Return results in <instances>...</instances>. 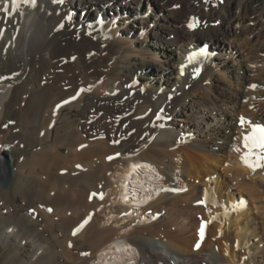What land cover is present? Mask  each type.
<instances>
[{"label": "bare ground", "instance_id": "bare-ground-1", "mask_svg": "<svg viewBox=\"0 0 264 264\" xmlns=\"http://www.w3.org/2000/svg\"><path fill=\"white\" fill-rule=\"evenodd\" d=\"M263 31L264 0H0V132L19 121L45 145L14 165L12 190L0 192L27 196L38 177L36 204L17 199L0 214L7 239L26 245L24 262L264 264V167L245 163L264 149L249 156L244 141L264 127V54L247 60L240 49L249 36L264 52ZM202 45L215 54L183 66ZM74 108L79 123L61 118ZM16 147L0 139V154ZM136 160L166 181L138 172ZM176 168L186 189L170 183ZM148 214L162 224L147 225ZM79 243L94 251L78 259Z\"/></svg>", "mask_w": 264, "mask_h": 264}, {"label": "rangeland", "instance_id": "rangeland-1", "mask_svg": "<svg viewBox=\"0 0 264 264\" xmlns=\"http://www.w3.org/2000/svg\"><path fill=\"white\" fill-rule=\"evenodd\" d=\"M144 2V1H143ZM79 14H81L80 12H78ZM264 32V31H263ZM167 37H169V39H170V37H171V34L169 35V36H167ZM250 37L249 36H247V37H245V40L243 41V45H242V47L243 48H240V49H242L241 51H243L244 52V50H245V47H246V51L244 52V54H245V57H246V59L247 60H259V59H262V55L264 54V52H260V51H258V50H255L254 48L252 49V48H250V47H252L251 45H253V42H252V40L250 39ZM262 39V41L263 42H261L260 40ZM251 43H250V42ZM247 44H246V43ZM258 43H260V44H263L264 45V33L263 34H261L260 36H259V40L257 41ZM256 42V43H257ZM237 47H239V46H237ZM236 47V48H237ZM249 49H248V48ZM223 52H228V51H231V49H229L228 48V45L227 44H225V46H223ZM240 49L239 48H237V50H239L240 51ZM252 50H254V51H252ZM249 52H250V54H249ZM257 52V53H256ZM256 53V54H255ZM214 54H215V51H214ZM256 56V57H255ZM258 56V57H257ZM250 58V59H248V58ZM254 57V58H253ZM156 63H157V61H156V59H153V61H152V67H155L156 66ZM89 72H91V69H90V71ZM73 73V75L75 74V76H77V74L75 73V71H73V72H71V74ZM216 76H220L219 74H217ZM255 76H258L257 74H255L254 73V75H252V79H256V80H258V77H256L255 78ZM256 80H253L252 82H251V86H253V85H255V87H253V88H257L258 86H259V83H258V81L256 82ZM252 98H254V96L252 97ZM174 109V108H173ZM172 111H174V110H171V112ZM78 114V115H77ZM62 117H68L67 119H71V120H74V123H79L80 121V116H79V109H77V108H74V109H72V110H70V109H65V110H63L62 111V113H61V118ZM7 119H9V118H7ZM10 123H12V121L10 122ZM14 123V122H13ZM17 123H18V125L16 124V123H14V126L12 125V127L10 128V129H7L6 131H1L0 133H1V135H0V139H1V143H7L8 144V142L10 143V141L11 142H15L16 143V145H17V147L15 148V149H13V150H11V155H12V157H13V163H14V165H15V168H16V166L17 165H20L21 164V162H23V161H25L28 157H34L35 156V154L36 153H39V152H43L44 151V146L45 145H43V143L42 142H40V139H39V137L38 136H33L34 137V141H31V140H29L28 138H27V136H24L23 134H22V132H23V124L21 123V122H19V121H17ZM60 124V120H58V122L55 124V126H54V131H55V129H56V127H57V125H59ZM16 125V126H15ZM11 130V131H10ZM8 132V133H7ZM26 132V131H25ZM121 132V131H120ZM119 131H116V133L118 134H116L115 133V136L116 137H119V135H121L122 134V132L120 133ZM4 133V134H3ZM8 134V135H7ZM4 136V137H3ZM6 136V137H5ZM19 137V138H18ZM25 137V138H24ZM4 138H5V142H4ZM16 138V139H15ZM26 139V140H25ZM37 139V140H36ZM20 140V141H19ZM3 141V142H2ZM25 142V143H24ZM31 143V144H30ZM28 145V146H27ZM27 146V147H26ZM42 148H43V151H42ZM35 152V153H34ZM26 155H27V157H26ZM26 157V158H25ZM25 158V159H24ZM179 157H175L174 159V161L175 162H177L178 164H177V166H178V168H179V166H180V163H181V161H182V157L181 158H179ZM22 159H23V161H22ZM50 160V159H49ZM51 162V161H50ZM50 162L47 160V162H46V164H45V169H43L44 171H43V173H41V177L39 178V180H41L42 182L43 181H47L48 179H49V177H48V175H46L48 172H50L51 171V169L54 167V165H53V163L51 162V165H48V164H50ZM180 162V163H179ZM47 167V168H46ZM50 167V168H49ZM49 168V169H48ZM178 168H176V170H175V173H176V175L174 176V178H173V180L170 182L171 184L173 183V184H175V185H177L178 186V188H187V183L184 181V177L183 176H181L180 175V172H179V169ZM48 169V170H47ZM179 172V173H178ZM37 177V176H36ZM177 177V178H176ZM42 178V179H41ZM35 179H38V177L37 178H35ZM34 179V180H35ZM166 179V176H164L163 178H162V180L163 181H166L165 180ZM32 180V181H31ZM31 180H30V183H29V185L28 186H30V187H28L27 189L29 190H27V193H26V191L24 192V193H22V194H27V196L25 195H23L24 197H22V195L21 196H19L18 194L16 195L15 194V196L14 195H10V196H8L7 198L6 197H3L2 195L0 196V214L1 215H3V216H5L6 217V210H8L9 209V212H12L13 210H15V206H16V203H18V202H20V201H18L17 199H21V200H23L22 202H23V204H26V205H28V203L27 202H30V201H32L33 203H35L36 202V200H37V196H36V194L39 192V189H40V187H37V183H35L36 182V180L34 181L33 180V178H31ZM13 183H14V179H13V182H12V184H11V186H10V188H8V189H5V188H2L1 186H0V192H4V193H8V192H10L11 190H12V187H13ZM31 183H33L32 185H31ZM37 184V185H36ZM185 184V185H184ZM33 185H34V187H33ZM161 190L162 189H164L165 187H166V183H161ZM36 187V188H35ZM33 188V191H34V193H33V191L31 192V189ZM38 188V189H37ZM36 190V191H35ZM56 188L54 189V190H52V188L50 189V190H47V192L49 193V192H51L52 194L53 193H55L56 192ZM160 190V191H161ZM35 192H37V193H35ZM101 193V192H100ZM30 195L33 197H31V199L28 201L26 198H28V197H30ZM14 196V197H13ZM2 197V198H1ZM20 197V198H19ZM26 197V198H25ZM7 199V200H6ZM36 199V200H35ZM156 199V198H155ZM34 200V201H33ZM21 202V203H22ZM36 204V203H35ZM45 204H41V206H44ZM201 205H205V203H201ZM32 207H34V206H32ZM4 208H6V209H4ZM9 214V213H8ZM20 215L18 216H16V219H20ZM104 217H106V214H105V216ZM102 218V215H100V218H99V220ZM147 220H148V222H147V225H150V223L151 224H153L154 226H160L162 223H160V221H158V219L157 218H155L154 216H150V214H148V216H147ZM153 221V222H152ZM156 221V222H155ZM146 222V221H145ZM158 222V223H157ZM149 223V224H148ZM103 224V223H102ZM101 225V224H100ZM113 226L116 228V227H118L117 226V224L116 225H114L113 224ZM158 226V227H159ZM176 226V227H175ZM168 228H171L172 230H174L176 233H177V225H175V223H172V224H169L168 225ZM143 229H140L139 230V228H138V230H136V232H142V233H144L145 231H146V229L145 230H143ZM193 230H194V233H195V228H193ZM79 231L80 230H78L76 233L75 232H73V234L75 235V234H77V233H79ZM2 232V233H1ZM0 233L2 234L1 235V237H0V264H28V263H26V262H24L25 261V257H24V255H25V250H26V245L25 244H20V245H17L15 242H12V241H10V240H8L7 239V237H6V235H5V233L3 232V229H2V225L0 224ZM47 233V234H46ZM45 233V236L48 238V240H52L53 239V237H56V236H58L59 235V237H61L62 236V233L61 232H55V233H53V232H46ZM51 234V235H50ZM178 234V233H177ZM181 233H179L178 234V236H179V238H181L182 237V234L180 235ZM73 235V236H74ZM49 236V237H48ZM52 238V239H51ZM106 240V239H105ZM104 240V241H105ZM158 241V245H159V249H160V251H161V253L165 256V257H167V258H170V257H172V258H174V259H176L177 257L176 256H170V254H169V252H168V247H166L165 245H164V242H161V241H159V240H157ZM78 241H76V243H77ZM82 243V242H81ZM78 245V244H77ZM76 245V248L78 247ZM163 245V246H162ZM88 246V247H87ZM79 247H82V249L81 248H79ZM79 249L77 250H74V251H76L77 253V255H78V259H81V258H84L85 256L87 257L88 256V254H89V251L90 250H88V249H90L91 247L89 246V243H83V245L82 244H80L79 243ZM83 248H85V249H83ZM93 248V247H92ZM91 248V251L93 250L94 251V248L92 249ZM194 248V250L196 249V245L193 247ZM88 250V251H87ZM82 251V252H81ZM79 253V254H78ZM93 253V252H92ZM8 257H11V259L10 260H6V259H8ZM20 260V261H19ZM92 261V260H91ZM91 261H90V264H93V263H91Z\"/></svg>", "mask_w": 264, "mask_h": 264}, {"label": "snow or ice", "instance_id": "snow-or-ice-1", "mask_svg": "<svg viewBox=\"0 0 264 264\" xmlns=\"http://www.w3.org/2000/svg\"><path fill=\"white\" fill-rule=\"evenodd\" d=\"M32 2L35 3V0H32ZM54 2L63 3L64 0H54ZM13 3H15V0H13ZM197 23L198 21L196 20V18H192V22L188 26L190 29H194L197 26ZM201 54H203V52H201ZM181 74H183V69H181ZM252 87H255V86L253 85ZM74 98L75 97H73V99ZM68 102L69 101H65V103H68ZM241 122L243 123V120ZM244 141H245V147L249 149V156L254 155V153L252 152V149H255V148L264 149V127H260V126L256 127L253 130L252 135L250 136L246 135L244 137ZM262 160H264V155H259L256 157V163L253 164L249 162V159L247 157H245V163L248 164V166L252 167L253 169L255 167H264V164H261ZM101 198L103 197L101 196ZM49 211H51V209H49ZM203 234H204V225L202 224L201 229H200L201 239L203 238ZM196 247L199 248V243H197Z\"/></svg>", "mask_w": 264, "mask_h": 264}, {"label": "water", "instance_id": "water-1", "mask_svg": "<svg viewBox=\"0 0 264 264\" xmlns=\"http://www.w3.org/2000/svg\"><path fill=\"white\" fill-rule=\"evenodd\" d=\"M14 163L13 157L8 150L0 154V186L8 189L13 179Z\"/></svg>", "mask_w": 264, "mask_h": 264}]
</instances>
